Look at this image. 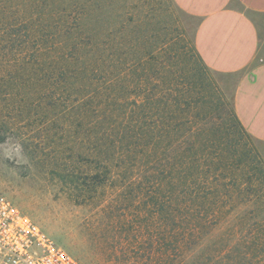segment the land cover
<instances>
[{"label":"trees","instance_id":"obj_1","mask_svg":"<svg viewBox=\"0 0 264 264\" xmlns=\"http://www.w3.org/2000/svg\"><path fill=\"white\" fill-rule=\"evenodd\" d=\"M103 14L98 16L104 21ZM165 21L159 22L163 37L151 53L153 76L146 70L145 76H126L117 44L112 46L118 72L109 76L113 53L90 34L86 44L83 31L75 35L68 25L41 30L32 41L26 32L18 41L12 24L1 32L3 23L0 143L22 134L14 133L15 124L8 128L10 116L26 124L33 106L44 109L39 121L47 125L36 133L39 139L33 136L38 142L22 138L34 167L78 202L101 204L109 192L116 193V205L106 214L115 229L103 238L125 257L133 250L145 264H264V220L248 211L240 216L242 191L228 180L214 139L203 138L205 129L189 120L201 112H190L198 99L185 94L198 85L190 79L189 90L181 83L174 95V40L168 39ZM30 45L34 50L28 55ZM129 78L134 79L128 86ZM233 117L251 137L235 110Z\"/></svg>","mask_w":264,"mask_h":264},{"label":"rangeland","instance_id":"obj_2","mask_svg":"<svg viewBox=\"0 0 264 264\" xmlns=\"http://www.w3.org/2000/svg\"><path fill=\"white\" fill-rule=\"evenodd\" d=\"M98 7L100 10L97 11ZM102 12L104 21L98 16ZM162 20L167 21L168 39L174 40V95L181 83L188 89L190 79L198 85L194 92L185 90L186 98L193 95L198 99V108L192 100L190 112H201L197 119L189 120L194 128L205 129L203 138L214 139L218 158H222L227 166L228 180L242 191L238 199L240 216L246 211L252 212L256 220L262 222L264 144L235 124L234 92L238 76H220L209 69L206 73L202 71L194 49L195 21L178 10L173 0H0V27L4 23L2 29H5L1 32L12 24L14 29L10 30L17 31L18 41L26 38V32L31 34L28 40L32 41L41 30L51 32L64 29L66 25L75 35L82 30L80 37L86 44L90 34L94 41L100 40V48L113 53L106 65L109 76L118 72L112 44L120 47L121 52L116 56L122 54L126 76L140 73L145 76V70L146 75L153 76L150 70L155 60L151 53L158 44L156 40L163 37L159 23ZM33 50L30 45L28 55ZM138 59L142 61L140 67ZM38 71L41 75L44 72ZM133 79H128V86L133 84ZM29 111L31 122L26 124L18 123L13 115L6 120L9 129L15 124L19 132L14 133L25 136L12 135L0 143V192L82 264H145L144 260L135 258L132 249H128L132 252L125 257L120 247L111 248L109 240L103 238L108 236L106 233L111 236L115 229L106 214L111 205H116V193L109 192L101 204L78 202L67 194L60 182L46 178L38 167H34L33 157L24 148L22 138L28 135L32 142H38L33 136L39 139L38 130L47 124L39 121L44 109L33 106ZM65 113L64 110L59 114L60 123H64ZM26 115L25 112L24 117ZM39 158L42 159L40 155ZM126 215L127 221L130 220V214L127 212Z\"/></svg>","mask_w":264,"mask_h":264},{"label":"crops","instance_id":"obj_3","mask_svg":"<svg viewBox=\"0 0 264 264\" xmlns=\"http://www.w3.org/2000/svg\"><path fill=\"white\" fill-rule=\"evenodd\" d=\"M195 21L194 45L206 67L238 76L234 110L264 144V0H173Z\"/></svg>","mask_w":264,"mask_h":264},{"label":"built area","instance_id":"obj_4","mask_svg":"<svg viewBox=\"0 0 264 264\" xmlns=\"http://www.w3.org/2000/svg\"><path fill=\"white\" fill-rule=\"evenodd\" d=\"M0 264H82L0 192Z\"/></svg>","mask_w":264,"mask_h":264}]
</instances>
